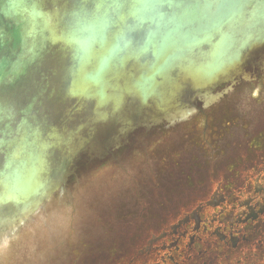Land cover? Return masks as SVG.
<instances>
[{
    "label": "water",
    "instance_id": "1",
    "mask_svg": "<svg viewBox=\"0 0 264 264\" xmlns=\"http://www.w3.org/2000/svg\"><path fill=\"white\" fill-rule=\"evenodd\" d=\"M178 2L0 0V230L81 163L264 70V0Z\"/></svg>",
    "mask_w": 264,
    "mask_h": 264
},
{
    "label": "flooded vegetation",
    "instance_id": "2",
    "mask_svg": "<svg viewBox=\"0 0 264 264\" xmlns=\"http://www.w3.org/2000/svg\"><path fill=\"white\" fill-rule=\"evenodd\" d=\"M226 96L199 105L188 129L173 125L172 176L145 162L149 175L139 169L131 195L110 188L104 203L94 193L100 222L78 244V264H264V95L253 121L243 119L247 103L239 99L238 110Z\"/></svg>",
    "mask_w": 264,
    "mask_h": 264
},
{
    "label": "rangeland",
    "instance_id": "3",
    "mask_svg": "<svg viewBox=\"0 0 264 264\" xmlns=\"http://www.w3.org/2000/svg\"><path fill=\"white\" fill-rule=\"evenodd\" d=\"M258 72L259 69L257 68L254 76L257 78L256 81L240 80L233 86H236L233 93L226 92V97L234 96L237 98L238 110H240L238 107L239 99L243 103H247L250 108H245L249 110V115L243 112V119L248 118L250 121L254 120V106H258L261 100L256 95L258 93L264 95L262 92L264 71L260 72L263 73L262 75H258ZM235 113L232 112L233 119L237 116ZM188 118L190 116L181 123H178L180 121L162 122L149 129H138L132 133L126 143L111 151L102 161L81 163L67 184L22 226L14 231L12 229L0 230V264H34L37 259L38 264H78L76 262L77 256H75L78 244L87 237V230L97 226V223L100 222L97 219L99 214L96 212L98 210H96L95 203L98 201V197L94 193L102 192L104 203L108 202L109 196L113 193L110 192V188L112 190L116 188L115 190L118 192L126 190L125 195H131V184L140 185L141 182L137 180L139 179L138 173H141V170L149 175L150 167L147 168L149 165L151 168L157 169L159 165L161 175L172 176V172H169L172 163L171 161L167 162V159L173 157L170 150L173 143H169L174 139L175 127L182 125L184 129H188ZM230 122V127H233L235 123L232 122L235 121ZM175 123L177 124L173 127ZM220 139L222 142L223 138ZM146 144H148L146 149L149 152V160L147 161H145V154L142 152ZM163 150H166L163 152L165 157L160 155ZM114 161H117L118 167H115ZM145 162L148 164H146L147 166ZM100 175L106 178L100 179ZM110 181L112 187H109ZM117 183L121 185L116 187ZM133 190L135 195L138 194V188L134 187ZM120 196L124 195L120 194Z\"/></svg>",
    "mask_w": 264,
    "mask_h": 264
},
{
    "label": "snow or ice",
    "instance_id": "4",
    "mask_svg": "<svg viewBox=\"0 0 264 264\" xmlns=\"http://www.w3.org/2000/svg\"><path fill=\"white\" fill-rule=\"evenodd\" d=\"M100 3H103L104 0H99ZM112 3L115 4V6L119 7L121 6V0H112ZM167 3L169 6H180L178 0H155L154 4H147V3H140V6L147 7V6H156L157 4H163ZM135 6V5H134Z\"/></svg>",
    "mask_w": 264,
    "mask_h": 264
},
{
    "label": "bare ground",
    "instance_id": "5",
    "mask_svg": "<svg viewBox=\"0 0 264 264\" xmlns=\"http://www.w3.org/2000/svg\"><path fill=\"white\" fill-rule=\"evenodd\" d=\"M193 113V112H192ZM186 119V118H185ZM183 120V119H182ZM182 120H179V121H182ZM176 122V121H175ZM172 123H174V122H172ZM12 229V231H14L16 228H11ZM10 229V230H11Z\"/></svg>",
    "mask_w": 264,
    "mask_h": 264
}]
</instances>
